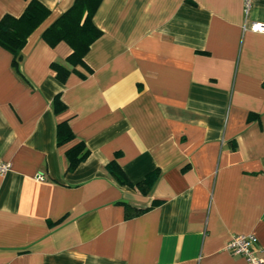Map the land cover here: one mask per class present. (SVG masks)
Masks as SVG:
<instances>
[{"label": "crops", "instance_id": "obj_1", "mask_svg": "<svg viewBox=\"0 0 264 264\" xmlns=\"http://www.w3.org/2000/svg\"><path fill=\"white\" fill-rule=\"evenodd\" d=\"M39 1L50 13L19 72L0 47V264H247L225 247L248 234L264 260V0H102L101 35L64 83L51 64L71 48L42 33L74 0ZM27 2L0 0V19Z\"/></svg>", "mask_w": 264, "mask_h": 264}, {"label": "trees", "instance_id": "obj_2", "mask_svg": "<svg viewBox=\"0 0 264 264\" xmlns=\"http://www.w3.org/2000/svg\"><path fill=\"white\" fill-rule=\"evenodd\" d=\"M102 0H74L72 5L62 13L42 33V39L50 46L65 42L71 48V54L63 63H52L51 68L60 83H64L68 75L78 65L86 67L84 57L90 45L101 35L100 30L93 23V16ZM50 11L39 0H28L27 5L18 17L4 15L0 19V47L12 55V67L18 71L21 61V50L26 44L28 36L47 18ZM67 65L71 66L69 69ZM19 72V71H18ZM65 108L59 95L52 100L54 113ZM57 145H63L73 139V134L66 121L56 126ZM88 155V150L82 142L69 148L66 153L67 171H73ZM109 174L120 185H130L122 169L115 163H109ZM157 173H150L136 186L147 193L154 184ZM148 208L135 209L125 206L126 218H132L144 213Z\"/></svg>", "mask_w": 264, "mask_h": 264}, {"label": "built area", "instance_id": "obj_3", "mask_svg": "<svg viewBox=\"0 0 264 264\" xmlns=\"http://www.w3.org/2000/svg\"><path fill=\"white\" fill-rule=\"evenodd\" d=\"M255 0H244V6L248 11ZM251 29L257 32H264V24H253ZM9 168V164L0 160V175H3ZM226 250L233 255L242 256L247 264H264L258 256L257 240L254 235H233L226 245Z\"/></svg>", "mask_w": 264, "mask_h": 264}]
</instances>
